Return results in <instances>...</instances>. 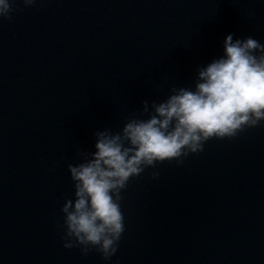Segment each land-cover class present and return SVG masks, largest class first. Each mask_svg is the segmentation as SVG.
Returning a JSON list of instances; mask_svg holds the SVG:
<instances>
[{
	"label": "water",
	"instance_id": "1",
	"mask_svg": "<svg viewBox=\"0 0 264 264\" xmlns=\"http://www.w3.org/2000/svg\"><path fill=\"white\" fill-rule=\"evenodd\" d=\"M0 19V264H264V126L129 182L109 261L61 242L67 163L142 102L189 87L264 0H37Z\"/></svg>",
	"mask_w": 264,
	"mask_h": 264
},
{
	"label": "clouds",
	"instance_id": "2",
	"mask_svg": "<svg viewBox=\"0 0 264 264\" xmlns=\"http://www.w3.org/2000/svg\"><path fill=\"white\" fill-rule=\"evenodd\" d=\"M17 0H0V19H11ZM29 8L37 0H19ZM224 53L197 68L189 87H172L163 100L142 102L118 130L94 132V151L81 146L67 171L73 196L60 208L61 242L109 261L125 232L123 195L129 182L158 165L182 166L212 140H232L264 126V43L226 36Z\"/></svg>",
	"mask_w": 264,
	"mask_h": 264
}]
</instances>
